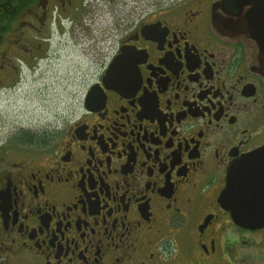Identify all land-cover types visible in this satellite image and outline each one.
<instances>
[{"label": "flooded vegetation", "instance_id": "af4514ba", "mask_svg": "<svg viewBox=\"0 0 264 264\" xmlns=\"http://www.w3.org/2000/svg\"><path fill=\"white\" fill-rule=\"evenodd\" d=\"M105 2L28 11L45 27L30 24L32 69L50 59L38 46L65 39L72 59L87 33L89 84L56 124L0 120V264H264V62L216 23L248 1ZM20 18L0 24V116L21 84Z\"/></svg>", "mask_w": 264, "mask_h": 264}, {"label": "rangeland", "instance_id": "374dc122", "mask_svg": "<svg viewBox=\"0 0 264 264\" xmlns=\"http://www.w3.org/2000/svg\"><path fill=\"white\" fill-rule=\"evenodd\" d=\"M99 6H101L99 7V11H101L100 8L108 7V4H106L105 0H100ZM127 6H133L129 0ZM95 16L97 19L96 25H92L93 31L95 30L96 37L101 35L100 38H103L112 23L111 14L104 10ZM20 23V33L24 32L26 34L25 36L21 35L20 39L22 44L28 45L27 49L22 46V50H17L14 58L15 65L20 67L15 71L14 75L19 78L18 72H20L19 81L21 84L15 91L5 94L3 115L0 116V120L2 124H12L14 122L32 123L34 120L43 121L49 115L53 124H56L55 120L62 116L67 106L80 97L89 84L88 79L84 76L82 77L81 74L83 71L88 70L90 65V55L87 54L90 42L87 41V33L83 41L74 47L71 43L72 39L69 38L68 40L74 60L70 58L71 53L68 46H66L65 39L60 42L55 36L48 54L45 51V46H38L36 50L39 53L34 55L38 57L41 54L42 56L49 55L50 59L44 60L40 67L34 71L32 69L34 64L33 57L27 50L30 48L33 35L39 36V32L30 28V24H34L42 31V34L45 27L42 26L40 21L34 20L31 14L22 15ZM79 35L81 36V33ZM103 48L106 50V47ZM80 52H83V57L80 56ZM76 55H79V60H77ZM8 56L11 58L13 54ZM17 59H20V65Z\"/></svg>", "mask_w": 264, "mask_h": 264}, {"label": "water", "instance_id": "95a60500", "mask_svg": "<svg viewBox=\"0 0 264 264\" xmlns=\"http://www.w3.org/2000/svg\"><path fill=\"white\" fill-rule=\"evenodd\" d=\"M243 1L244 0H229V3H231V5L234 7H241ZM247 1L250 6V10L244 14L243 19L240 22L231 19H225L220 21L217 20L216 23L217 26L223 30H230L232 24L233 30H237L239 32L237 25L243 29L245 34L250 39L258 43L261 59L264 62V0ZM244 215H249V218L251 216L250 213H245ZM249 218H245L243 221H241V223L247 226L263 224L261 221L259 222Z\"/></svg>", "mask_w": 264, "mask_h": 264}, {"label": "trees", "instance_id": "16d2710c", "mask_svg": "<svg viewBox=\"0 0 264 264\" xmlns=\"http://www.w3.org/2000/svg\"><path fill=\"white\" fill-rule=\"evenodd\" d=\"M39 3V0H0V4L5 8L3 14H0V24L7 29L8 25L12 23L18 16L21 17ZM17 7V12L12 11ZM8 8V9H6Z\"/></svg>", "mask_w": 264, "mask_h": 264}]
</instances>
